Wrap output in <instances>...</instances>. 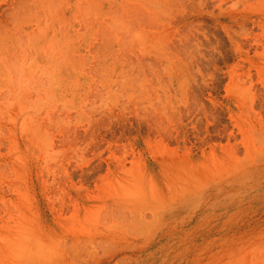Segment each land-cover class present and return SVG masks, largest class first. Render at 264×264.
<instances>
[{
  "label": "rangeland",
  "instance_id": "1",
  "mask_svg": "<svg viewBox=\"0 0 264 264\" xmlns=\"http://www.w3.org/2000/svg\"><path fill=\"white\" fill-rule=\"evenodd\" d=\"M0 264H264V0H0Z\"/></svg>",
  "mask_w": 264,
  "mask_h": 264
}]
</instances>
